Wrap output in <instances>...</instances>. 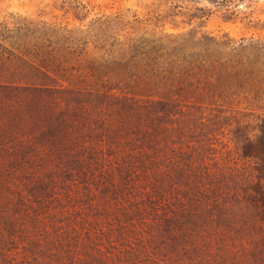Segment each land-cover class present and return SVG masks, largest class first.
Masks as SVG:
<instances>
[{
    "label": "trees",
    "instance_id": "obj_1",
    "mask_svg": "<svg viewBox=\"0 0 264 264\" xmlns=\"http://www.w3.org/2000/svg\"><path fill=\"white\" fill-rule=\"evenodd\" d=\"M56 7L81 24L0 21V253L222 264L221 242L264 245V157L259 172L211 169L175 140L180 118L256 108L255 40L152 32L123 10L83 23L84 0ZM138 217L145 257L112 238L128 239Z\"/></svg>",
    "mask_w": 264,
    "mask_h": 264
},
{
    "label": "rangeland",
    "instance_id": "obj_2",
    "mask_svg": "<svg viewBox=\"0 0 264 264\" xmlns=\"http://www.w3.org/2000/svg\"><path fill=\"white\" fill-rule=\"evenodd\" d=\"M89 3L90 14L83 20L88 23L91 18L116 11H126L131 16L137 14L148 24L150 31L158 33L189 32L201 38L229 36L237 40L247 38L253 45L247 50L251 58L253 70L250 85L253 97L260 101L256 108L247 112H231L227 115L208 117L187 116L180 118L175 125L181 126L175 140L189 149L199 164L205 163L211 169L221 168L233 171L246 166L259 172L261 166L256 155L264 157V0H84ZM60 0H0V21L12 19L16 14H25L39 19L57 20L70 25H80L81 20L73 14L64 15L57 8ZM153 32V31H152ZM190 142L195 148H187ZM253 154V155H251ZM264 171V169H263ZM141 218L134 222L139 229L130 227L128 239L118 235V229L112 238L120 247L121 243L138 247V254L145 257L152 248H144L145 243H152L151 236L140 229ZM131 221H127L130 223ZM108 230V226H105ZM104 239L109 234L104 233ZM147 235V237H146ZM254 242V241H253ZM248 241H231L229 244L219 243L222 264H264V245ZM25 251L19 253H0V264H34V258Z\"/></svg>",
    "mask_w": 264,
    "mask_h": 264
}]
</instances>
